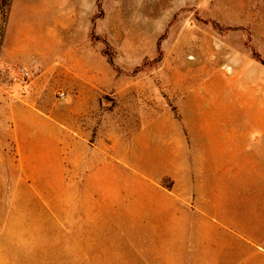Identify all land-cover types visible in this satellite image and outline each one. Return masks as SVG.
<instances>
[{
    "label": "rangeland",
    "instance_id": "374dc122",
    "mask_svg": "<svg viewBox=\"0 0 264 264\" xmlns=\"http://www.w3.org/2000/svg\"><path fill=\"white\" fill-rule=\"evenodd\" d=\"M13 1L0 0V59L19 51L6 62L15 79L25 57L65 59L60 75L32 73L29 82L37 81L31 90L40 112L60 117L68 141L73 114L62 95L76 85L68 68L77 57L102 71L92 87L105 89L106 132L118 127L131 140L149 118L172 113L184 123L226 119L227 129L238 134H264V0H45L35 9L28 7L30 0H19L12 11ZM52 11L64 23L60 44L48 29L29 26L40 22L34 13L48 15L44 23L52 24ZM5 90L0 89V211L6 208L7 225L2 230L0 214V264L149 263L148 255L124 249L135 239L150 243L151 230L133 229L131 215L151 192L125 173L122 205L86 207L84 175L69 168L67 152L63 174L27 173L14 121L20 109ZM10 182L11 214L8 198L6 207L3 202Z\"/></svg>",
    "mask_w": 264,
    "mask_h": 264
},
{
    "label": "crops",
    "instance_id": "0c3cea01",
    "mask_svg": "<svg viewBox=\"0 0 264 264\" xmlns=\"http://www.w3.org/2000/svg\"><path fill=\"white\" fill-rule=\"evenodd\" d=\"M30 1L28 7L35 9L45 0ZM16 6L20 3L14 0L11 10ZM34 14L40 22L27 25L32 24L29 26L37 31L48 29L60 44L59 30L64 24L60 16L56 17L54 11L52 24L46 25L44 18L48 15ZM18 53L14 50L12 58L5 54V60L0 59V63L5 61V80L0 82V89H6L12 105L16 103L20 109L14 121L27 173L63 174L67 152L69 168L84 175L88 193L85 206L91 208L122 205L125 173L136 175L127 179L152 195L140 197L141 209L132 211V227L147 226L145 229L153 236L148 245L135 239V244L124 250L148 255L147 264H264L263 133L238 134L227 129L226 119L202 118L184 123L172 113L149 118L131 140H126L118 127L106 132L105 89L92 87L93 76L102 71L77 57L68 68L76 85L63 97L73 114L74 128L68 141L60 128V117L40 112V102L31 90L37 81L25 85L19 71L18 79L8 74L6 62ZM53 56L43 54L42 59L32 61L25 57L20 69L39 77H55L67 66L61 58L62 63L58 59L50 63ZM82 119L85 126L81 125ZM160 138L163 141L157 142ZM3 189L4 206L8 198L11 214L12 183L8 192L6 183ZM6 213V208L0 211L2 230L7 225Z\"/></svg>",
    "mask_w": 264,
    "mask_h": 264
},
{
    "label": "built area",
    "instance_id": "2783aa9c",
    "mask_svg": "<svg viewBox=\"0 0 264 264\" xmlns=\"http://www.w3.org/2000/svg\"><path fill=\"white\" fill-rule=\"evenodd\" d=\"M19 74L22 77L25 85L28 84V82L31 80L32 78V73L27 70V69H20L19 70ZM65 97V95H62V98Z\"/></svg>",
    "mask_w": 264,
    "mask_h": 264
}]
</instances>
